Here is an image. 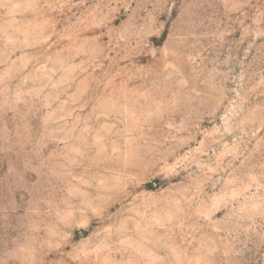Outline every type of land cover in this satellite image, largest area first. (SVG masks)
Masks as SVG:
<instances>
[{
	"label": "rangeland",
	"instance_id": "1",
	"mask_svg": "<svg viewBox=\"0 0 264 264\" xmlns=\"http://www.w3.org/2000/svg\"><path fill=\"white\" fill-rule=\"evenodd\" d=\"M0 264H264V0H0Z\"/></svg>",
	"mask_w": 264,
	"mask_h": 264
}]
</instances>
